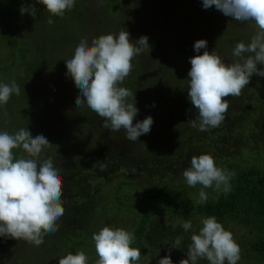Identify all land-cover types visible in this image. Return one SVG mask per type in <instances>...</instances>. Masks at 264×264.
Returning a JSON list of instances; mask_svg holds the SVG:
<instances>
[{
    "label": "trees",
    "instance_id": "trees-1",
    "mask_svg": "<svg viewBox=\"0 0 264 264\" xmlns=\"http://www.w3.org/2000/svg\"><path fill=\"white\" fill-rule=\"evenodd\" d=\"M92 1L75 0L70 11H65L63 17L52 16L54 23L49 25L50 13L44 10L43 5H36L33 18L20 12L22 4L31 0H0V83L15 80L20 87L19 95L13 94L6 105H0V131L14 134L21 128H28L33 137L45 136L53 144V150L48 151L50 145L41 156H51L56 169L62 159L68 157L73 161L93 146L98 138L90 135L91 138L86 139L88 135L83 134L87 132L86 128L88 134H98L96 122L101 117L86 105L77 109L74 100L79 89L67 77L64 60L73 56L79 41L87 38L86 32L97 29L96 26L102 30L107 26L123 29L137 22L134 29L127 30L130 38L135 41L147 36L150 45L140 58L152 60L150 57L157 49H168L165 62L152 60V64L158 67L160 74H174L170 77L179 84V88L168 92L167 88L158 86L159 83L155 84L153 94L144 96L143 104H136L138 113L153 118L150 133L132 142L124 140L126 134L123 129L111 131L109 139L116 145L104 149L114 163L109 160L105 164V172L99 173L103 172V176L95 178L94 198L81 206L63 202L65 212L57 221L58 231L45 235L39 246L24 240L0 237V264L4 260L12 264L20 261L26 264L27 261L32 262L36 255H39L38 264L45 258L47 262L42 264H59L60 257L80 251L87 255L88 264H95L98 257L91 237L105 226L122 228L134 234L131 247L141 251L139 264H147L146 256L150 258V264H158V260L165 255H170L173 264H179L180 260L187 259L190 237L193 232L198 234L202 227L201 218L209 216H215L230 232L238 227L246 230L244 236L235 240L241 250L238 264H264V78L253 75L239 97L225 98L244 113L225 118L224 126L221 123L208 131H198L188 123L197 115L187 98V73L191 68L189 58L198 54L194 51V43L206 40L207 49H201L199 54L202 55L205 50L219 52L228 64L235 44L250 42L256 31L254 22L233 20L215 6L205 9L202 0H177L173 8L170 7L171 0H98L96 5ZM127 7L132 8L130 11L143 13L142 18L139 21L132 19V22L126 20ZM156 8L162 10V20H168L169 25H176L179 21L181 24L175 28L168 27V46L166 41H160L165 25L153 24L149 20L151 11ZM172 17H178L175 24L171 21ZM246 25L249 29L245 28ZM60 52L64 58L54 56ZM40 64H53L57 68L59 87L71 96L69 106L73 103L75 108L74 111L70 109L73 128L70 135H61L51 125L49 117L54 114L51 109L48 117L26 115L25 108L33 99L30 95L32 76ZM142 84L141 80L137 82L128 76L120 86L133 92L141 89ZM133 93L137 95V92ZM135 100L136 103L140 101L138 97ZM129 102L134 101L129 98ZM25 115L26 120L23 118ZM16 116L19 118L16 119ZM144 116L143 119L146 118ZM30 122L32 124L28 126ZM117 136L123 137L121 143L115 140ZM62 144H66L65 151H62ZM101 146L105 145L101 143ZM242 149L250 151L251 158L247 161L240 155ZM13 153L16 157L26 155L22 149H13ZM201 154L211 155L216 166L235 172L230 181L232 191L224 194L206 188L204 191L208 199L204 203L199 198L201 186H187L182 176L190 166L191 158ZM75 166L73 163L67 165L63 172L77 171ZM78 166L81 167L80 164ZM131 169H134L132 179H125L124 173ZM134 183H142L145 186L142 190L147 193L130 187ZM188 219H191L193 227L185 232L181 225ZM178 236L182 237L179 249H172L169 253L170 244ZM15 242L26 246L21 260H16L14 254L5 259L6 250L10 251ZM197 264L208 262L199 259Z\"/></svg>",
    "mask_w": 264,
    "mask_h": 264
},
{
    "label": "clouds",
    "instance_id": "clouds-1",
    "mask_svg": "<svg viewBox=\"0 0 264 264\" xmlns=\"http://www.w3.org/2000/svg\"><path fill=\"white\" fill-rule=\"evenodd\" d=\"M75 0H31L22 4L21 14L36 15V5H43L52 16L63 17ZM202 6H212L233 20L254 22L256 31L250 42H237L232 50L234 61L226 64L215 51L207 49V41L197 40L193 47L197 55L189 58L191 68L187 73V98L197 115L188 123L198 131L218 127L229 109L226 97H239L253 75L264 78V0H202ZM150 49L147 36L131 40L126 30L118 34H105L93 38L91 44L82 38L73 56L64 60L69 76L79 89L75 104L77 109L85 105L102 118L104 129L125 132V138L135 142L141 135L149 134L154 123L151 116L133 123L139 109L135 94L120 85L131 74L133 59ZM20 94L15 80L0 83V105H6L10 97ZM132 98L134 102H129ZM52 145L42 134L32 136L29 129L21 128L14 134L0 131V237L24 240L39 246L47 234H55L57 221L64 215L62 206V180L54 167L51 156L42 158L44 149ZM13 149H22L26 155L14 156ZM182 176L189 187L201 186L200 202L208 199L206 188L228 194L232 191L231 179L235 172L216 166L209 154L193 156L190 166ZM198 234L193 232L187 250V259L179 264H197L199 259L208 264H238L240 247L233 234L225 230L215 216L201 218ZM185 232L192 229L191 219L182 223ZM175 227V225L173 226ZM97 255L95 264H139L141 251L131 247L135 236L122 228L105 226L92 234ZM182 237L170 244L179 249ZM147 264L150 258L145 257ZM59 264H88L83 252L59 258ZM158 264H173L170 255L158 260Z\"/></svg>",
    "mask_w": 264,
    "mask_h": 264
},
{
    "label": "rangeland",
    "instance_id": "rangeland-1",
    "mask_svg": "<svg viewBox=\"0 0 264 264\" xmlns=\"http://www.w3.org/2000/svg\"><path fill=\"white\" fill-rule=\"evenodd\" d=\"M177 0H171V8L174 7V5L176 4ZM92 3L99 4L98 0H93ZM132 8L131 7H127V12L125 14L126 16V20L131 21L132 19H136L135 21H139L142 16L143 13L141 12H137V11H130ZM129 11V12H128ZM162 10L159 8H156L154 11H151L149 20L150 22H153V24H163L164 26V31L165 33L163 34V37L160 41H166V46H168L170 44V41L168 40V35L170 33L169 29L170 28H175L176 25H181L179 24L180 21L176 24V25H169L168 24V20L165 22L162 20ZM178 17H172L171 21L175 24L177 22ZM137 22H132L130 24H128L127 26H125L123 29H115V27H109L107 26L106 29L102 30L100 29L98 26L97 29H93V30H89L88 32H86L88 34L87 38H88V42L89 45L91 44L89 39L91 38H96L99 37L100 35H105V34H118L121 30H132L135 27V24ZM168 24V25H167ZM170 26V27H169ZM169 27V29H168ZM246 29H249L248 25H246L245 27ZM256 29V28H255ZM90 35L92 37H90ZM141 35V34H140ZM131 39V38H130ZM132 40V39H131ZM137 40V39H136ZM159 41V42H160ZM166 51H168V49H157L156 52L154 54L151 55V59L153 61H161V62H165L166 61ZM73 53V52H72ZM65 54V52H64ZM217 54L219 55V52H217ZM54 56H56L57 58L59 57H63L62 53H55ZM143 57L141 55L136 56L135 59H133L132 64H133V69L132 72L129 76H131L135 81L139 82L140 80L142 82H144V84H142V88H138V90H134L133 92H137V95H135V97L139 98L140 101H138L136 104H143L144 102V96L146 98V96H150L153 94L154 92V88H155V84L159 83L158 86L160 85L161 87H165L167 89H165L168 92H175L178 90L179 88V84L175 83L174 80L170 77L173 76L172 75H164V74H160L158 73V67L157 66H153V62L152 60L148 59V58H140ZM222 58V60L227 64L226 60L224 59V56H220ZM64 58V57H63ZM234 61V57H232L230 55L229 57V63H232ZM54 61L52 60V63ZM51 65V66H50ZM50 66V67H49ZM173 68V64L172 67ZM58 72H57V68L53 65V64H49V65H43L40 64L38 69L36 70L34 76H32V90L30 95L32 96V102H29L27 105V108H25V111L27 112L26 115L29 117H41V116H46L48 117V115H50L51 111L54 112L53 116H50V123L51 125L54 126V129H56L61 135H70L73 131L72 128V121L70 120V109L73 108V103H70L69 106V102H71V96L62 91V89L59 87L58 81H59V77H58ZM69 77V76H67ZM183 86V85H182ZM138 87V86H137ZM255 90V89H253ZM79 94V93H78ZM147 94V95H146ZM74 100V99H73ZM75 101V100H74ZM75 108V107H74ZM73 108V111H74ZM49 109H51V111L49 112ZM49 112V113H48ZM10 116V114H8ZM25 115V117H23L25 120L27 118V116ZM144 115L142 113H138L137 116L135 117L133 123L137 122V121H142ZM15 117V116H13ZM147 117V116H144ZM12 118V117H11ZM19 116H16V119H18ZM37 118V119H39ZM13 119V118H12ZM101 120V119H100ZM31 122L28 123V126H31ZM27 125V124H26ZM88 132V129H85ZM87 132H85L83 135H88L86 137V139H90L91 136H94V138L96 137V133L94 134H88ZM54 133V132H52ZM66 135V136H67ZM108 137H112L111 135H108ZM123 137L122 136H117L115 137V140L119 141L118 143H121L120 140H122ZM53 144L48 148V151L52 152L53 150ZM66 150V144H62V151ZM240 155L241 157L247 161V159L251 158V154L249 150H240ZM133 172L130 171H126L124 174V178L125 179H132L133 176ZM130 187H135L136 190L138 191H142L147 193V191H143L142 188H144L145 186L142 185V183H134V186H130ZM136 192H133V195ZM150 194L152 193V191H149ZM233 234V238L234 240H238L240 239V236H244L246 234V230L242 229V228H236L233 229L232 232ZM26 249V246L22 243V242H18V243H14L12 246V249L6 250L7 254L5 253L4 258L8 259L9 257L12 256V254H14V257L16 260L20 261L21 260V254L24 252L23 250ZM39 255H36V258L31 262V261H27L26 264H38V257ZM3 258V259H4ZM47 258H45L42 263L47 262L46 260ZM46 260V261H45ZM1 264H12L10 262H8L7 260L2 261ZM13 264H25L23 262H13Z\"/></svg>",
    "mask_w": 264,
    "mask_h": 264
},
{
    "label": "flooded vegetation",
    "instance_id": "flooded-vegetation-1",
    "mask_svg": "<svg viewBox=\"0 0 264 264\" xmlns=\"http://www.w3.org/2000/svg\"><path fill=\"white\" fill-rule=\"evenodd\" d=\"M241 111L238 106L235 104H229L228 112L226 113V119L231 117H237ZM222 122V126H224ZM98 127V140L94 141L93 146L86 151L85 153L81 152L79 154L80 157L75 158L73 161L71 158H64L58 163V174L62 180V203L69 202V204L73 206H78L84 204L85 202L93 199L96 193L95 188V178L98 176H103V172L101 174L100 171L105 172L106 163L111 161V156L105 152L104 148H109V146H115V141L109 139L108 134L111 132L110 130L104 129L102 127L103 121L101 120L96 122ZM125 140V137H124ZM123 142V141H122ZM127 142V141H126ZM103 143L105 146H101ZM123 144V143H122ZM125 146V145H124ZM96 147H99L96 149ZM124 148V147H123ZM103 149V150H102ZM125 153V152H124ZM119 154H122L121 152ZM123 158V157H121ZM86 161L90 164H87ZM112 162V161H111ZM75 166L77 171H69V173H64V169L67 165L72 164ZM114 163V162H112ZM78 164L81 165L78 166ZM134 173V169L128 170ZM115 173V172H114ZM125 174V173H124ZM124 177V175H123ZM82 182L80 186L75 187L76 184ZM91 191L93 197L88 192Z\"/></svg>",
    "mask_w": 264,
    "mask_h": 264
}]
</instances>
